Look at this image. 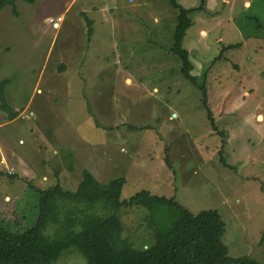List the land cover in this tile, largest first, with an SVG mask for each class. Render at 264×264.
Here are the masks:
<instances>
[{"label":"rangeland","instance_id":"obj_1","mask_svg":"<svg viewBox=\"0 0 264 264\" xmlns=\"http://www.w3.org/2000/svg\"><path fill=\"white\" fill-rule=\"evenodd\" d=\"M176 1L203 3L182 47L221 140L171 53L177 11L167 0H20L18 17L0 11V80L16 112L0 111V222L23 231L40 190L73 192L85 170L100 183L123 177L121 199L147 190L193 214L217 210L228 255L264 264V0ZM146 216L119 212L137 249L153 243ZM84 263L74 250L53 264Z\"/></svg>","mask_w":264,"mask_h":264},{"label":"trees","instance_id":"obj_2","mask_svg":"<svg viewBox=\"0 0 264 264\" xmlns=\"http://www.w3.org/2000/svg\"><path fill=\"white\" fill-rule=\"evenodd\" d=\"M17 1L20 0H0V11L9 7L11 14L18 17ZM22 1L32 4L36 0ZM167 1L177 11L171 53L181 63L183 78L201 91V106L211 131L220 138L223 133L217 129L208 108L206 88L191 75L193 65L188 51L182 47L186 31L192 25L190 14L201 10L203 3L186 9L176 0ZM87 26L90 29L89 21ZM233 46L236 45L226 46V50ZM8 84L9 79L0 80V111L12 120L16 112L11 110L4 95ZM165 162L170 166L168 158ZM26 184L31 186L28 181ZM124 184L123 177L100 183L84 170L73 192L63 190L58 182L40 190L37 218L23 231L21 222H15V230L0 222V264H53L64 253L74 250L84 258V264H262L246 255H228V248L222 241L225 225L217 210L193 214L177 203L174 196L166 198L147 190L121 199ZM64 203L67 208L62 210ZM132 207L147 211L145 219L152 230L153 243L144 249L135 248L122 237L119 212ZM23 219L20 215L19 220ZM49 226L56 229L53 235L46 234ZM259 245H264V225Z\"/></svg>","mask_w":264,"mask_h":264},{"label":"crops","instance_id":"obj_3","mask_svg":"<svg viewBox=\"0 0 264 264\" xmlns=\"http://www.w3.org/2000/svg\"><path fill=\"white\" fill-rule=\"evenodd\" d=\"M126 2L128 3V0H126ZM228 2V1H227ZM128 4H130V5H132L133 3H128ZM246 4H247V6H249L250 5V2H247V3H244V6L245 7H247L246 6ZM70 5H68L67 6V9H68V7H69ZM133 7H135V6H125V8H127V9H131V8H133ZM71 8H69V10H70ZM118 10V9H117ZM132 10V9H131ZM131 10H130V12H131ZM116 11V10H115ZM101 15V14H100ZM106 16V15H105ZM61 17H63V16H59V17H57V18H61ZM84 17H86V16H84ZM62 19V18H61ZM100 23H102V22H100ZM91 26V25H90ZM87 30H88V28H87ZM87 32V31H86ZM76 74H78V73H76ZM77 79V78H76ZM1 155H2V153L0 154V159H1ZM1 161V160H0ZM3 161V160H2ZM4 162V161H3ZM18 166H20L21 167V169L22 170H25V169H27L28 167H23V162L22 163H19L18 164ZM8 170H9V166H8ZM43 178H45V177H43Z\"/></svg>","mask_w":264,"mask_h":264},{"label":"built area","instance_id":"obj_4","mask_svg":"<svg viewBox=\"0 0 264 264\" xmlns=\"http://www.w3.org/2000/svg\"><path fill=\"white\" fill-rule=\"evenodd\" d=\"M132 2H133V0H128V3H132ZM59 19H60V18H57L56 21H58ZM51 21H53V22H52L53 25H57L56 22H54V20H51Z\"/></svg>","mask_w":264,"mask_h":264}]
</instances>
